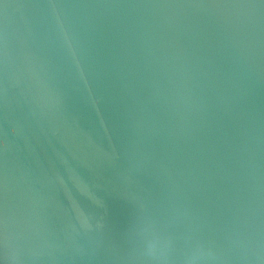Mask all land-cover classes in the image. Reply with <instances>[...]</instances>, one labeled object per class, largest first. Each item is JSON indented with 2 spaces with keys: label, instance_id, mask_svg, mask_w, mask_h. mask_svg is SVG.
Masks as SVG:
<instances>
[{
  "label": "water",
  "instance_id": "water-1",
  "mask_svg": "<svg viewBox=\"0 0 264 264\" xmlns=\"http://www.w3.org/2000/svg\"><path fill=\"white\" fill-rule=\"evenodd\" d=\"M0 264H264V0H0Z\"/></svg>",
  "mask_w": 264,
  "mask_h": 264
}]
</instances>
